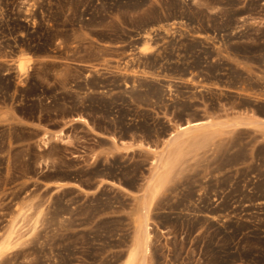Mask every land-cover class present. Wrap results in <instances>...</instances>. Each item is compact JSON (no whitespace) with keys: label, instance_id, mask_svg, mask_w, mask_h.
<instances>
[{"label":"rangeland","instance_id":"374dc122","mask_svg":"<svg viewBox=\"0 0 264 264\" xmlns=\"http://www.w3.org/2000/svg\"><path fill=\"white\" fill-rule=\"evenodd\" d=\"M250 112L264 0H0V232L26 216L2 264H120L156 152L206 118L219 130L169 170L143 264H264V130L229 124Z\"/></svg>","mask_w":264,"mask_h":264},{"label":"bare ground","instance_id":"6f19581e","mask_svg":"<svg viewBox=\"0 0 264 264\" xmlns=\"http://www.w3.org/2000/svg\"><path fill=\"white\" fill-rule=\"evenodd\" d=\"M143 50H146L143 48ZM31 62L30 56L21 57L17 63V70L22 75L29 71ZM75 120L86 122L83 116L74 117ZM229 124L233 126L251 125L264 130V117L258 116L254 113H237L235 114ZM221 123H214L212 118L189 120L184 124H177L176 129L170 132L165 147L156 152L153 158V168L147 185L139 201V209L136 216V229L134 232L133 243L120 264H143L146 255L150 252L152 242V232L150 224L151 209L155 204V200L162 188L165 185L167 174L172 166L181 158L183 154V147L191 140H195L198 135L204 134L208 131H216L219 128H214ZM63 134L62 130L58 131L54 137L60 138ZM198 134V135H197ZM44 142L47 143L49 135L44 134ZM114 141L116 138L113 137ZM155 150V148H151ZM109 181V180H108ZM110 182L119 185L117 182L110 180ZM57 186L58 189H79L82 188L77 182L60 181ZM24 213L19 212L13 215L6 225L4 231L0 232V264L4 263V259L15 254L22 245L25 235H23L18 228V218L26 217ZM39 214L35 217L33 227L38 223Z\"/></svg>","mask_w":264,"mask_h":264}]
</instances>
